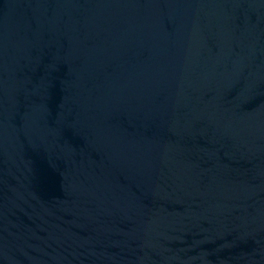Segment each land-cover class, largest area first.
Listing matches in <instances>:
<instances>
[{
    "label": "water",
    "instance_id": "obj_1",
    "mask_svg": "<svg viewBox=\"0 0 264 264\" xmlns=\"http://www.w3.org/2000/svg\"><path fill=\"white\" fill-rule=\"evenodd\" d=\"M0 264H264V0H0Z\"/></svg>",
    "mask_w": 264,
    "mask_h": 264
}]
</instances>
